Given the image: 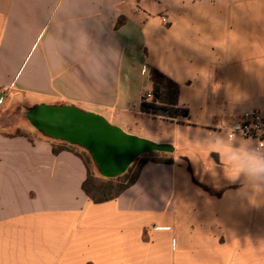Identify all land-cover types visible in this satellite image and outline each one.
<instances>
[{
    "label": "crops",
    "instance_id": "1",
    "mask_svg": "<svg viewBox=\"0 0 264 264\" xmlns=\"http://www.w3.org/2000/svg\"><path fill=\"white\" fill-rule=\"evenodd\" d=\"M152 69L188 117L140 111ZM37 104L98 114L171 145L173 161L94 203L78 156L1 126ZM252 109H264V0H0V264H264V194L208 150Z\"/></svg>",
    "mask_w": 264,
    "mask_h": 264
},
{
    "label": "water",
    "instance_id": "2",
    "mask_svg": "<svg viewBox=\"0 0 264 264\" xmlns=\"http://www.w3.org/2000/svg\"><path fill=\"white\" fill-rule=\"evenodd\" d=\"M24 116L44 137L87 151L97 173L104 178L123 174L146 153L173 152L169 144L127 134L104 117L73 105L37 104L27 108Z\"/></svg>",
    "mask_w": 264,
    "mask_h": 264
},
{
    "label": "trees",
    "instance_id": "3",
    "mask_svg": "<svg viewBox=\"0 0 264 264\" xmlns=\"http://www.w3.org/2000/svg\"><path fill=\"white\" fill-rule=\"evenodd\" d=\"M120 23L121 21H118L117 24ZM149 80L152 83L151 93L153 98L151 101H148L144 96L142 97L139 107L142 113L168 120H175L179 117H188V110L178 106L179 89L175 82L171 81L169 78L155 69H152L149 72ZM9 135L29 137L19 128L15 129L13 132H10ZM42 137L44 136L42 135ZM44 138L51 141L52 150L54 153H58L60 151H70L82 160L87 173L81 188L82 191L94 203L105 202L119 196L125 189L135 182L142 166L145 163L154 162L166 164L173 161L171 154L166 156L165 154L167 153L165 152H150L135 159L123 174L114 178H104L100 175H97L93 170L92 166L94 164L87 151L81 148L82 150L80 153L75 149L77 146H72L61 141H55L47 137ZM136 161L139 162L134 171H132L131 166Z\"/></svg>",
    "mask_w": 264,
    "mask_h": 264
},
{
    "label": "clouds",
    "instance_id": "4",
    "mask_svg": "<svg viewBox=\"0 0 264 264\" xmlns=\"http://www.w3.org/2000/svg\"><path fill=\"white\" fill-rule=\"evenodd\" d=\"M228 141L218 139L209 146L210 152H216L229 167V178L235 181L244 176L251 184V191L256 195L264 194V154L249 149L243 145L235 147ZM255 203V196L249 197Z\"/></svg>",
    "mask_w": 264,
    "mask_h": 264
},
{
    "label": "built area",
    "instance_id": "5",
    "mask_svg": "<svg viewBox=\"0 0 264 264\" xmlns=\"http://www.w3.org/2000/svg\"><path fill=\"white\" fill-rule=\"evenodd\" d=\"M143 96L148 101L153 98L151 92H146ZM236 135L255 140L257 150L264 148V109L248 110L233 120L228 126V137Z\"/></svg>",
    "mask_w": 264,
    "mask_h": 264
},
{
    "label": "rangeland",
    "instance_id": "6",
    "mask_svg": "<svg viewBox=\"0 0 264 264\" xmlns=\"http://www.w3.org/2000/svg\"><path fill=\"white\" fill-rule=\"evenodd\" d=\"M27 109V108H26ZM26 109L20 108V107H11L7 110H5L2 113V121H1V126L4 129L9 130L10 132H13L15 129L19 128L20 130H22L23 133L27 134L30 137H35V136H42V134L35 130L30 124L29 122L26 120L24 113L26 111ZM23 123H25V127L23 128L22 125ZM141 138V137H139ZM57 143V142H56ZM75 149L81 153V148L79 147H75ZM168 154L171 153H167L165 154L166 156ZM139 161H136L131 167L132 171H134V169L136 168L137 164ZM93 170L97 173V170L95 168V166H92ZM131 171V172H132Z\"/></svg>",
    "mask_w": 264,
    "mask_h": 264
}]
</instances>
